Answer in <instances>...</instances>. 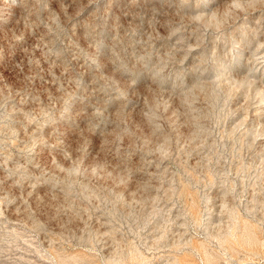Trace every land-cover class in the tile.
<instances>
[{
	"label": "clouds",
	"instance_id": "1",
	"mask_svg": "<svg viewBox=\"0 0 264 264\" xmlns=\"http://www.w3.org/2000/svg\"><path fill=\"white\" fill-rule=\"evenodd\" d=\"M0 264H264V0H0Z\"/></svg>",
	"mask_w": 264,
	"mask_h": 264
}]
</instances>
